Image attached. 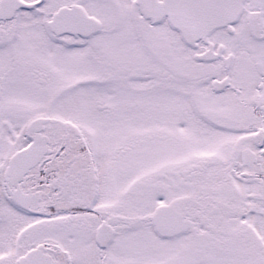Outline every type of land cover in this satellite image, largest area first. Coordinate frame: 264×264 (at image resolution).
<instances>
[{
  "label": "snow or ice",
  "instance_id": "obj_1",
  "mask_svg": "<svg viewBox=\"0 0 264 264\" xmlns=\"http://www.w3.org/2000/svg\"><path fill=\"white\" fill-rule=\"evenodd\" d=\"M0 264H264V0H0Z\"/></svg>",
  "mask_w": 264,
  "mask_h": 264
}]
</instances>
